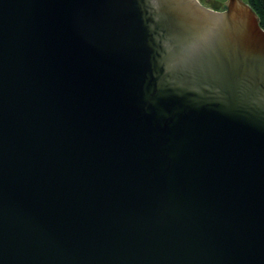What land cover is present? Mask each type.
<instances>
[{
  "label": "water",
  "instance_id": "1",
  "mask_svg": "<svg viewBox=\"0 0 264 264\" xmlns=\"http://www.w3.org/2000/svg\"><path fill=\"white\" fill-rule=\"evenodd\" d=\"M0 264H264L246 1L0 0Z\"/></svg>",
  "mask_w": 264,
  "mask_h": 264
},
{
  "label": "trees",
  "instance_id": "2",
  "mask_svg": "<svg viewBox=\"0 0 264 264\" xmlns=\"http://www.w3.org/2000/svg\"><path fill=\"white\" fill-rule=\"evenodd\" d=\"M254 10L259 18L260 26L264 29V0H244Z\"/></svg>",
  "mask_w": 264,
  "mask_h": 264
},
{
  "label": "rangeland",
  "instance_id": "3",
  "mask_svg": "<svg viewBox=\"0 0 264 264\" xmlns=\"http://www.w3.org/2000/svg\"><path fill=\"white\" fill-rule=\"evenodd\" d=\"M202 4L208 7H215V6H220L222 4L221 0H200Z\"/></svg>",
  "mask_w": 264,
  "mask_h": 264
},
{
  "label": "flooded vegetation",
  "instance_id": "4",
  "mask_svg": "<svg viewBox=\"0 0 264 264\" xmlns=\"http://www.w3.org/2000/svg\"><path fill=\"white\" fill-rule=\"evenodd\" d=\"M200 1V0H199ZM224 2H225V0L224 1H222V4L220 5V6H215V7H211L212 9H218V10H220V9H222L223 8V4H224ZM204 5V4H203ZM208 7V6H207Z\"/></svg>",
  "mask_w": 264,
  "mask_h": 264
}]
</instances>
